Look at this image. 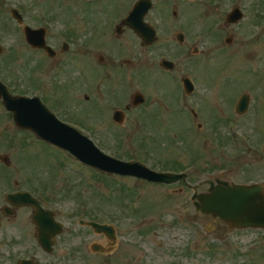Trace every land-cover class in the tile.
Wrapping results in <instances>:
<instances>
[{
    "label": "flooded vegetation",
    "instance_id": "obj_1",
    "mask_svg": "<svg viewBox=\"0 0 264 264\" xmlns=\"http://www.w3.org/2000/svg\"><path fill=\"white\" fill-rule=\"evenodd\" d=\"M136 1L0 0L5 28L27 45L25 75L17 69L7 80L0 73V81L12 95L37 97L57 120L88 129L98 144V129L112 134L111 129H117L122 141L130 127L146 134L142 140L156 142L155 129L166 125L173 112L183 115L188 128L212 132L232 125L231 136L219 132L211 139L219 145L233 140L232 163H241L239 171L263 170L253 181L264 186V95H256V85L251 84L252 76L262 75L264 63L256 54L249 57L250 49H242L255 42V34L246 38L240 30H249L247 4L244 0H141L136 13L130 14ZM235 6L243 13L236 22L228 20ZM24 26L31 30L29 39ZM16 61L11 58L8 63L12 67ZM165 77L170 80L168 89ZM184 79L190 80L189 93L183 89ZM221 87L232 94L225 97ZM245 92L247 103L241 109L237 103ZM135 93L142 94L140 103ZM2 114H7L8 122L0 127V264L79 263L76 246L62 248L66 236H72L71 241L78 236L69 226H80L75 205L65 209L58 189L21 186L17 170L11 167L20 152H13V146L52 144L17 126L0 99ZM246 155L249 164L243 162ZM228 170L211 165L204 174L224 175ZM172 192L181 195L183 189ZM36 220L44 224L40 235L50 239V251L37 241ZM59 229L62 232L55 235ZM115 243L107 240L108 247L115 246L107 258L117 249ZM166 257L155 253L156 259Z\"/></svg>",
    "mask_w": 264,
    "mask_h": 264
},
{
    "label": "rangeland",
    "instance_id": "obj_2",
    "mask_svg": "<svg viewBox=\"0 0 264 264\" xmlns=\"http://www.w3.org/2000/svg\"><path fill=\"white\" fill-rule=\"evenodd\" d=\"M224 1L227 3L230 0ZM244 2L247 4V14L251 22L245 21L249 30L242 27L240 30L245 32L246 38L255 34V42L249 41V45H243L242 49H250L248 56L252 57L256 54L257 59H261L264 63V0H244ZM206 10L210 12L211 8L208 6ZM5 25L4 16L0 14V42L4 48L0 53V63H2L0 73L8 80L9 75L17 69L25 75L23 59L27 53V45L23 38L6 29ZM11 58H17L12 67L8 63ZM263 76L264 71L262 75L251 77V84L256 85V95H264ZM240 78L243 80L242 77ZM163 81L168 89L170 80L165 77ZM220 90L223 95L229 93L222 87ZM235 91L236 88L231 90V92ZM261 112H264V108ZM168 115L167 124L161 125L154 131L158 136L156 142L142 140L138 128L134 127L125 131L122 141L116 136L119 130L111 129L112 132L114 131L112 134L109 129H98L99 141L111 153L122 158L140 159L152 169L183 170L188 173L176 183L155 184L135 178L97 175L99 173L95 174L93 170L73 161L74 158L68 153L46 144L13 146L15 147L13 152L19 149L20 152L18 159L13 158L11 167L17 170L15 176L22 181L21 186L49 188L50 191L58 189L64 195L62 206L72 207L74 204L77 207L79 203L82 218L90 219L96 216L97 218L92 219L98 222H110L116 228L118 235L116 243L119 245L107 258V254L95 253L90 249L92 242L106 245L107 239L103 234L93 233L89 228L78 226L77 223L69 224L70 227L76 228L75 233L78 236L74 241L70 239L72 236H66L62 248L66 249L74 245L80 250V261L75 264H143V260L145 264H167L171 261L176 264H264L263 230L248 228L227 232L220 228L222 225L214 224L209 216L193 213L194 208L190 199L192 195L190 188L199 182L202 184L197 186V191L205 192L208 187L205 180L223 178L232 182L249 183L250 180L260 177L263 170L257 174H253L249 169L241 170L244 172L239 171L242 167L241 163L235 165L232 163L234 157L232 143H225L228 148L226 152L219 150V146L211 141L204 144L202 140L206 134L203 131L188 130V127L182 123L183 115L178 112ZM0 117L2 128L8 122L7 114H2ZM77 118L81 119L79 116ZM212 130L216 135L219 132L223 133V129ZM248 158L249 156L246 155L243 159L245 164H249ZM61 160L64 165L59 162ZM211 165H220L229 170L224 175L212 172L204 174L206 166ZM1 182L4 183L5 179H1ZM185 185L190 188H186ZM168 188H182L183 192L181 195L171 194L172 191ZM86 207L88 210H84ZM179 218H191L192 223L182 222ZM171 237L175 239L169 241ZM159 240H166L178 249L164 259H155L153 248L156 247L153 245ZM33 248H36L35 241ZM211 248H215V252H211ZM142 253L146 254L144 259ZM67 257L66 255L65 258Z\"/></svg>",
    "mask_w": 264,
    "mask_h": 264
},
{
    "label": "water",
    "instance_id": "obj_3",
    "mask_svg": "<svg viewBox=\"0 0 264 264\" xmlns=\"http://www.w3.org/2000/svg\"><path fill=\"white\" fill-rule=\"evenodd\" d=\"M0 96L3 99L4 106L15 112V118L16 121L20 122L19 124L23 122V120H20V111L27 115L28 120H31L24 99H14L6 90L2 91L1 89ZM31 125L34 126L31 128L39 133L44 131L43 124ZM56 127L58 129L53 130L50 135L44 134V137L68 149L78 159L93 168L108 173L133 175L147 181L162 183H172L184 177V174L153 171L139 162L116 160L101 152L91 141L74 129L63 124ZM218 182L217 185H214L210 181L209 183L214 187H210L207 193H195L193 195V199L197 200H194L196 209L202 213L211 214L215 218H221L231 227H261L264 229V194L262 193V188L255 185L229 184L220 180ZM87 223L98 232L103 231L110 237L114 236L113 230L106 225H99L95 222Z\"/></svg>",
    "mask_w": 264,
    "mask_h": 264
}]
</instances>
